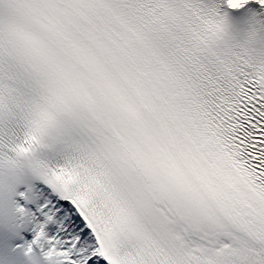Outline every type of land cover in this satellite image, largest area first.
I'll return each mask as SVG.
<instances>
[{"label":"snow or ice","instance_id":"1","mask_svg":"<svg viewBox=\"0 0 264 264\" xmlns=\"http://www.w3.org/2000/svg\"><path fill=\"white\" fill-rule=\"evenodd\" d=\"M0 264H264V0H0Z\"/></svg>","mask_w":264,"mask_h":264}]
</instances>
